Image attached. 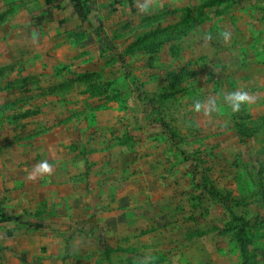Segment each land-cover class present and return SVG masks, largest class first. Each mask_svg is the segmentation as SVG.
<instances>
[{
    "label": "rangeland",
    "instance_id": "obj_1",
    "mask_svg": "<svg viewBox=\"0 0 264 264\" xmlns=\"http://www.w3.org/2000/svg\"><path fill=\"white\" fill-rule=\"evenodd\" d=\"M0 200L25 264H264V0H0Z\"/></svg>",
    "mask_w": 264,
    "mask_h": 264
},
{
    "label": "crops",
    "instance_id": "obj_2",
    "mask_svg": "<svg viewBox=\"0 0 264 264\" xmlns=\"http://www.w3.org/2000/svg\"><path fill=\"white\" fill-rule=\"evenodd\" d=\"M59 1L45 0L48 6ZM1 184L4 186V183ZM36 220L35 214L24 210L22 204L0 200V264H8V256L10 264H25L23 254L35 249L31 240L37 239L41 233L36 227L39 224Z\"/></svg>",
    "mask_w": 264,
    "mask_h": 264
},
{
    "label": "trees",
    "instance_id": "obj_3",
    "mask_svg": "<svg viewBox=\"0 0 264 264\" xmlns=\"http://www.w3.org/2000/svg\"><path fill=\"white\" fill-rule=\"evenodd\" d=\"M172 75L173 74H171L170 75V77H172ZM170 77H169V80H170ZM174 77H176V75H174ZM166 98V100H167V98H168V94H164V95H162V96H160L159 98H158V102L159 103H164V102H162V101H160V100H163V99H165ZM153 111H154V109H153ZM157 115L160 117L158 120H157V122H156V124L158 125V126H160V127H163V126H165L166 124V122H165V120L163 119V117L161 116V114H162V112L160 111V110H158L157 109ZM35 115H37V112H33L32 110H27V111H25V112H23V113H21L16 119H18V120H26V119H28V118H30V117H33V116H35ZM236 237H237V240H238V242L240 243V245L242 246V247H244L246 244H247V242H249L250 241V237L248 238V237H246V231L245 230H239V232H238V234L236 235ZM163 261L161 260V261H155V264H161ZM138 264H146L145 262H141V263H138ZM149 264H152V263H149ZM154 264V263H153Z\"/></svg>",
    "mask_w": 264,
    "mask_h": 264
}]
</instances>
